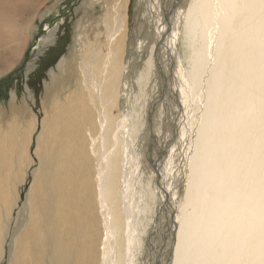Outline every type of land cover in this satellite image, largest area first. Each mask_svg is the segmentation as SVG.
Masks as SVG:
<instances>
[{
	"label": "bare ground",
	"instance_id": "bare-ground-1",
	"mask_svg": "<svg viewBox=\"0 0 264 264\" xmlns=\"http://www.w3.org/2000/svg\"><path fill=\"white\" fill-rule=\"evenodd\" d=\"M42 1L0 0V76ZM128 1L75 20L71 56L49 71L13 263L46 251L47 264H142L145 254L144 264H264V0H145L151 33L134 54ZM8 99L3 210L28 180L35 127L22 100ZM154 207L148 230L140 222Z\"/></svg>",
	"mask_w": 264,
	"mask_h": 264
},
{
	"label": "rangeland",
	"instance_id": "rangeland-1",
	"mask_svg": "<svg viewBox=\"0 0 264 264\" xmlns=\"http://www.w3.org/2000/svg\"><path fill=\"white\" fill-rule=\"evenodd\" d=\"M180 2L181 0H179V4ZM108 4L109 0H106L105 3H99L98 0H45L40 2L34 11L36 17L20 57L6 74L0 76V102L7 103L9 94L15 93L22 100L25 111L35 121L31 143L26 154V160L32 164L28 169L26 165L23 167V175L24 177L27 176L28 180L24 187L14 195V198L12 197V204L5 207V210L0 208V253L2 257L0 264H18L16 260L13 263L15 245L18 244L20 238H23L29 228V209L26 205L29 201L30 188L40 164L37 150L38 137L42 130L41 123L44 118L43 108L46 104L47 87L45 81L50 80L51 70L56 67L61 58H68L73 52L75 20L80 19V16L83 18L86 13L89 16L97 18L99 16L100 18ZM124 4L122 2L121 6L123 7ZM183 4L179 5L178 8L182 9ZM126 6L128 32L129 37H131V46L128 50L134 54L137 41L143 40L151 33V24L146 12L147 3L145 0H129ZM31 16L30 12H25L22 14V20H29ZM98 30L103 31L104 29L100 26ZM133 57L132 60L135 59V56ZM114 114L116 115L117 112L115 111ZM17 168V161L14 156L9 177L18 170ZM151 207L153 206L151 205ZM122 215H120L119 226H121ZM141 221L140 223L149 230L157 222L156 209L155 213L150 215L148 219ZM151 239L152 233L148 231L146 241ZM44 255L42 257L44 263L41 260L38 263V255L33 253L27 264H47L46 251ZM148 256L149 254L144 255L142 264L145 263Z\"/></svg>",
	"mask_w": 264,
	"mask_h": 264
}]
</instances>
